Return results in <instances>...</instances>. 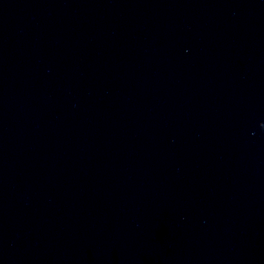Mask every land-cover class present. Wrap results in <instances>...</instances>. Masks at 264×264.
<instances>
[{
	"label": "water",
	"instance_id": "water-1",
	"mask_svg": "<svg viewBox=\"0 0 264 264\" xmlns=\"http://www.w3.org/2000/svg\"><path fill=\"white\" fill-rule=\"evenodd\" d=\"M0 264H264V0H0Z\"/></svg>",
	"mask_w": 264,
	"mask_h": 264
}]
</instances>
